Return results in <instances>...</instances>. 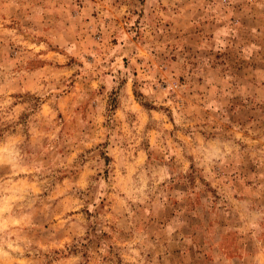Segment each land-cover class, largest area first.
Segmentation results:
<instances>
[{
	"label": "rangeland",
	"instance_id": "rangeland-1",
	"mask_svg": "<svg viewBox=\"0 0 264 264\" xmlns=\"http://www.w3.org/2000/svg\"><path fill=\"white\" fill-rule=\"evenodd\" d=\"M0 264H264V0H0Z\"/></svg>",
	"mask_w": 264,
	"mask_h": 264
}]
</instances>
